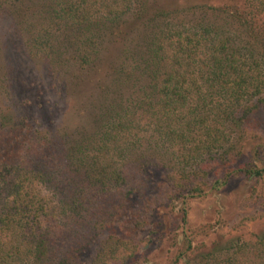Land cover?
Listing matches in <instances>:
<instances>
[{
	"label": "trees",
	"instance_id": "trees-1",
	"mask_svg": "<svg viewBox=\"0 0 264 264\" xmlns=\"http://www.w3.org/2000/svg\"><path fill=\"white\" fill-rule=\"evenodd\" d=\"M208 1L0 0V264H264V231L140 256L172 207L264 175L234 166L261 154L264 0ZM13 50L52 89L93 85L89 120L35 127Z\"/></svg>",
	"mask_w": 264,
	"mask_h": 264
},
{
	"label": "rangeland",
	"instance_id": "rangeland-1",
	"mask_svg": "<svg viewBox=\"0 0 264 264\" xmlns=\"http://www.w3.org/2000/svg\"><path fill=\"white\" fill-rule=\"evenodd\" d=\"M208 2L218 5L225 0H209ZM13 31H15L14 26L12 29L8 21L0 17V37H8V40L4 41H9L8 35L14 34ZM10 46L14 45L11 43ZM12 54V63L17 68V73L31 74L29 82L16 84L20 88L22 99L32 113V124L35 127L54 125L73 129L89 120V114L95 104L92 100L97 97V91L91 88L93 85L70 87L69 90L64 89V91H61L60 86L59 90L52 89L50 77L41 70H44L45 63L42 53L29 55V53L13 50ZM105 55L102 53L103 58ZM2 63L3 59L2 61L0 59V66L3 65ZM258 114L256 117L258 125L255 129L261 135L262 147L258 149V152H261L260 157H253L249 152L243 160L234 162V166L240 167L247 163L248 167H259L258 160H264V113ZM162 174H164L162 171L149 172L148 183L153 193H156L153 190L155 179ZM185 211L183 222L180 218V210H174L173 207L169 212L172 216L169 220L162 213L158 216L161 222L167 220L168 223H165L162 235L158 238L153 237L150 244L142 249L141 257L149 259L154 257V259L165 261V257L174 256L176 247H183L185 237L191 239L192 246H198L201 242L208 245L211 240L218 237L223 240L236 237L248 240L253 234L264 231V175L261 177L236 176L217 192L187 200ZM206 226L208 227L205 228ZM199 228H205L204 232L201 233ZM208 231L209 234L205 233ZM172 239L176 240L175 247L169 244ZM199 248L204 249V246L200 245ZM87 258L89 255L85 257Z\"/></svg>",
	"mask_w": 264,
	"mask_h": 264
}]
</instances>
